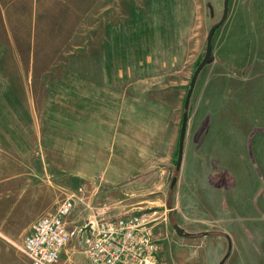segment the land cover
Here are the masks:
<instances>
[{
	"label": "rangeland",
	"instance_id": "1",
	"mask_svg": "<svg viewBox=\"0 0 264 264\" xmlns=\"http://www.w3.org/2000/svg\"><path fill=\"white\" fill-rule=\"evenodd\" d=\"M246 1L230 0L228 20L213 38L194 91L208 88L202 119L190 122L189 106V138L172 191L179 139L171 148L167 138L176 116L180 136L196 63L225 0H0V264H30L22 249L33 226L67 199V249L84 252L77 228L87 222L132 216L146 221L156 264L260 263L264 0H249L252 63ZM107 70L127 71L125 83L184 88L169 94L178 112L164 124L157 151L137 132L126 144V90L110 91ZM107 97L112 102L97 104ZM61 259L79 264L71 255Z\"/></svg>",
	"mask_w": 264,
	"mask_h": 264
},
{
	"label": "built area",
	"instance_id": "2",
	"mask_svg": "<svg viewBox=\"0 0 264 264\" xmlns=\"http://www.w3.org/2000/svg\"><path fill=\"white\" fill-rule=\"evenodd\" d=\"M73 201L64 200L51 214L32 228L22 252L30 264H68L62 254L72 234L66 222ZM90 243H86L84 264H156L157 247L145 220L132 216L99 218Z\"/></svg>",
	"mask_w": 264,
	"mask_h": 264
},
{
	"label": "crops",
	"instance_id": "3",
	"mask_svg": "<svg viewBox=\"0 0 264 264\" xmlns=\"http://www.w3.org/2000/svg\"><path fill=\"white\" fill-rule=\"evenodd\" d=\"M207 66L208 65H206L203 68L204 71L206 70ZM208 69H210V67ZM212 69L220 70V68H217V67H214ZM203 70L200 73V75L203 73ZM113 72H114L113 70H107L106 75H105L106 80L109 81L108 85L113 86L112 87L113 89H110V91H113L115 87H118L117 90L119 89H122L121 91L126 90V123L124 122L122 123V125L126 127V144L129 139L139 138V141L141 142L142 140L146 146V143L148 140L149 148L151 150L157 151V149L160 148L164 140L163 132L164 130L168 128L164 124L171 122L170 120L173 117V115H176V113L178 112V108H176V105L170 106V102L167 101L169 98V94L183 92L184 88L177 85V86H172L171 88L164 86L162 89H158L156 84H153V86H149L148 81H144L143 79H140L138 82H134V83H131V82L125 83L121 81L127 80L129 78V74H127V71L123 73L121 71H117V76ZM199 77L195 85L196 89L199 86V84H197L198 81H200ZM195 88H194V91H195ZM207 90L208 88H204V84H202V88H200L196 94H194L193 92L192 99L190 102V107H192V110L189 111L190 122H192L193 119L195 118L194 115H198L199 119L200 120L202 119L199 113L201 111V101L200 100H201V97L203 98V96H205ZM146 91H148L149 94H145ZM115 100H118V99H115ZM100 101L98 99L97 104L99 105V103H101V106L104 104V102H106L107 104L112 102V100L108 97L106 101H103V100H100ZM97 108H99V106H97ZM108 111L114 113L113 110H108ZM98 113L100 114V112ZM132 113L137 114V119H138L137 121L131 120L130 117ZM175 120H177L176 124L170 130L171 140L167 138L168 144L171 143V148H173V146L177 144L178 139L180 140V136H179L180 128L178 127V124H177V122H179L180 119L177 118L176 116ZM190 129L193 130L194 127ZM129 132H132V133L137 132L138 138H136L134 135L129 134ZM188 138H189V125H187L186 144H185L186 146H187ZM175 139H176V142H175ZM156 151H154V153ZM176 152H177V149H176ZM192 153L194 154L193 159L199 158V156L196 157L197 150L195 148L192 149ZM138 154L141 155L140 152L133 154V155H138ZM126 155H130V154L126 152ZM129 160H130V157H126V169H132L128 163ZM198 161H200V165L203 163V159H198ZM224 161H225L224 158L219 156L218 158L219 164L224 163ZM106 169L108 170L109 167H107ZM139 169H142V166L139 167ZM84 241L85 240L81 242V237L80 235H78L79 245L82 244ZM76 250L77 249L73 246L70 249L66 248V250L63 252V255L65 254V255L73 256L72 260L74 261V263H79V264L86 263L87 257L85 253L83 251L78 252ZM260 258H261L260 263L264 264V256L262 257L260 256ZM67 261L70 262V259H68ZM255 261L252 264H257L255 263Z\"/></svg>",
	"mask_w": 264,
	"mask_h": 264
},
{
	"label": "water",
	"instance_id": "4",
	"mask_svg": "<svg viewBox=\"0 0 264 264\" xmlns=\"http://www.w3.org/2000/svg\"><path fill=\"white\" fill-rule=\"evenodd\" d=\"M229 3L230 0H225L224 2V11L223 16L221 20L216 23L209 31L208 38H207V48H206V54L204 59L202 60L201 64L196 69L193 78L191 80L190 88L187 92L185 104H184V115L182 120V126H181V133H180V140H179V152H178V162H177V171L179 172V168L182 162V156H183V149H184V140L186 135V129H187V122H188V110L191 102V98L194 92V88L197 82V79L202 72L203 68L209 63V60L212 55V48H213V38L215 36V33L217 30H219L228 20L229 16ZM250 1L247 0L244 4V17H245V23H246V29L247 34L250 41V52H249V62L252 63L255 55H256V45H257V37L256 34L253 31V25H252V19L250 15ZM177 179L173 180L171 187L174 188L176 184ZM78 232L80 233L81 242L85 239L86 243H90L92 240V236L95 232V222L93 220L87 222L85 226L78 227Z\"/></svg>",
	"mask_w": 264,
	"mask_h": 264
},
{
	"label": "trees",
	"instance_id": "5",
	"mask_svg": "<svg viewBox=\"0 0 264 264\" xmlns=\"http://www.w3.org/2000/svg\"><path fill=\"white\" fill-rule=\"evenodd\" d=\"M201 62H202V60L199 59L198 62L196 63L195 70L198 68V66L201 64ZM184 112H185V109H184ZM178 152H179V144H178L176 156H175V159H174L175 175L173 176V180L177 179L178 178V174H179V172L177 171ZM172 191H173V188H172Z\"/></svg>",
	"mask_w": 264,
	"mask_h": 264
}]
</instances>
